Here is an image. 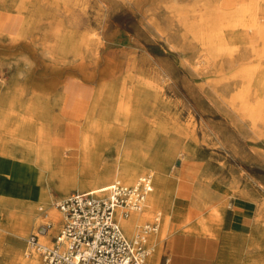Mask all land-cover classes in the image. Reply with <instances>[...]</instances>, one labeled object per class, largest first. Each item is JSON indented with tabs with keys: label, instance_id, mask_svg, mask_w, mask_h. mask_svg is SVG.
I'll return each instance as SVG.
<instances>
[{
	"label": "rangeland",
	"instance_id": "374dc122",
	"mask_svg": "<svg viewBox=\"0 0 264 264\" xmlns=\"http://www.w3.org/2000/svg\"><path fill=\"white\" fill-rule=\"evenodd\" d=\"M2 6L17 16L19 31L0 35V101L7 95L15 105L0 102V110H8L12 120V125L0 124L1 143L49 153V139L61 134V97L56 93L64 81L75 78L94 89L87 113L77 119L79 152L60 149L64 160L73 161L61 167L51 161L42 174L52 208L74 191H91L79 190L78 184L85 185L112 164L116 134L138 140L154 137L157 161L151 168L167 174L166 191L173 190L176 175L180 184L187 185V229L198 231V219H203L219 232L223 264H243L246 256L253 255L237 249L234 232L210 219V202L189 216L194 185L203 191L219 182L230 188L223 207L241 196L251 202L264 243V109L248 119L231 101L244 87L238 76L241 70L258 67L262 73L254 76L264 78V56L252 55V48L261 53L262 42H252L248 35L241 36L245 28L232 26L251 16L263 24L264 0H0ZM215 14L216 26L211 24ZM215 29L220 30L225 49L205 66L198 64L206 51L200 32ZM45 80L51 84V94H43ZM130 94L142 96L135 116L124 118ZM246 94L253 105L264 104V94L254 90ZM11 161L14 168L15 162L27 164L21 156ZM187 172L191 175L185 179ZM23 175L32 176L30 171ZM11 177L6 186L12 183L14 189L15 171ZM7 203L0 202V208L14 221L15 209ZM34 213L41 216L37 208ZM155 216L159 212L152 210L137 219L131 237ZM38 219L24 228L23 236L0 232V264H15L7 255L15 247L19 261L27 259L25 239L43 223ZM164 228L161 221L157 234L148 238V246L153 245L158 255L155 249L147 264L163 251L171 234ZM29 256L42 264L38 254Z\"/></svg>",
	"mask_w": 264,
	"mask_h": 264
},
{
	"label": "bare ground",
	"instance_id": "6f19581e",
	"mask_svg": "<svg viewBox=\"0 0 264 264\" xmlns=\"http://www.w3.org/2000/svg\"><path fill=\"white\" fill-rule=\"evenodd\" d=\"M3 9L7 8L5 6L0 7V10ZM218 17L219 16L215 14L212 22L210 21L211 24H214V26H216ZM258 20L260 19L255 16H251L246 22L238 20L237 22L233 23L232 26L245 28L241 36L248 35L252 42L256 40H260L262 42L261 53L256 52V50L252 48V55L260 57L264 56V23H259L260 21ZM191 26L192 23H189L188 27L190 28ZM200 33L204 35L203 37H201V42L203 43L206 51L205 54L200 56V61H198V64H202L203 66H205L209 62L210 58L219 55V53H221L225 49V47L222 44L220 30L215 29L211 32L201 31ZM257 69L258 67H251L243 69L239 72L238 76H240L244 87H242L243 89L239 94H235L231 98L232 103L237 102L239 104V111H241L248 119H254L264 109V104L255 103V105H253L247 100V98H249V94L246 93H249L252 90H254V94H264V78H256L254 76L255 74L262 73V71H259ZM141 96L142 94L128 95V99L125 103V110L126 113L128 112L127 115L129 117H127L125 113V115H123L125 116L124 118L135 116L137 111L135 112L134 107L139 103ZM0 102L4 106L15 108V105L7 95L3 96ZM254 115L255 117H253ZM11 121L12 120L9 117L8 110H0V124L12 125ZM113 140V152L115 154V159L113 160L112 164L105 165L99 172H96L95 176H93L92 179L88 180L85 185L79 183L78 189L105 190L111 185L112 181L115 178H119L122 181L117 179L114 180V182L119 181L123 184L129 185L132 184L133 180H136L139 175H150L153 179V189L152 192L147 196L146 208L141 212H132L128 215L127 218H122L120 220V226L125 236L130 238L135 232L136 227L138 226H134V223L137 219L139 220L141 216L149 213L152 210L161 212L162 201L167 195L166 187L168 184V180L165 176L148 171L146 167L143 166V163L147 159V156L149 155L151 149L156 144L154 137H148L143 140H138L136 138L133 139L128 134L118 133L115 135V138ZM6 145L7 144H3L0 142V152L8 157L3 158L2 156H0V202H8V205L11 204L12 207H9L15 209V219L14 221H12L13 217H10L9 213L5 214L2 222L0 223V232H8L15 236H23L24 228L26 226L28 227L31 224L37 223V219L41 218L43 223L49 222L53 226L52 229L48 232V235L41 238L42 240L47 242L49 240V236L54 234L55 230H57V228L59 227V224L61 223V214L57 209L51 207L49 186L42 183V174L45 170L49 169V163L51 161L58 167L65 165L67 161L60 157V148L57 147L52 146L51 151L49 153H46L43 150L25 151L21 148V146L18 145H15V147L13 148L7 147ZM76 152H79V146L76 148ZM14 156L15 158L17 156H21L22 159L25 160L24 162H26L27 164L23 165L21 162H15L14 168L13 162L11 161ZM72 161L73 159L68 163H71ZM14 171L15 190L13 189L12 183L9 184V186H6L9 182V179L12 178L11 175ZM25 171H30L32 176L29 179L24 178L23 174ZM199 174L200 172L197 173V178ZM198 185L199 184H196L197 189L199 188ZM63 189L64 187L61 188V190ZM8 205L5 204L4 207L8 208ZM42 205L48 208V213L45 212L43 215L40 214L41 216H37L34 213V209L37 208V210L41 211L45 210L43 209ZM168 206L170 205H167V207ZM44 216H46L45 219ZM154 218H157L159 227L161 223L159 217L155 216L153 217V219ZM167 225L168 222L164 223V229L166 231ZM259 249L260 251H262V246H259ZM8 250L9 251H7V255L15 260V264H39V261L35 256H29L32 253L28 254L26 252L27 254H25V258L27 259L19 261V257H21L19 255V249L15 247ZM154 252L155 248L152 249L150 255ZM155 259V257L151 259L152 264H155Z\"/></svg>",
	"mask_w": 264,
	"mask_h": 264
},
{
	"label": "crops",
	"instance_id": "0c3cea01",
	"mask_svg": "<svg viewBox=\"0 0 264 264\" xmlns=\"http://www.w3.org/2000/svg\"><path fill=\"white\" fill-rule=\"evenodd\" d=\"M0 21V35L8 36L18 33L19 19L12 12L0 10ZM50 85V82L44 81L43 94H51ZM56 94H59V97H61L59 116L63 120V123L61 125V134L52 137L50 144L60 149L77 148L81 131L77 119L88 111L94 94L93 86L91 83L76 80L75 78L66 79ZM47 98L50 97L45 95V99ZM0 156L6 155L0 152ZM60 157L62 159L67 158L62 155ZM156 161L157 159L152 149L145 160L146 169L165 176L169 181L165 172L157 167L151 168ZM189 175H191L190 172H187L184 178L188 179ZM176 178L173 190L171 192L167 191V195L162 201L161 212H159L158 216L160 222H168L167 227L171 231V234L167 238L158 259L156 256L157 260L155 259V264H223V244L219 232H215L214 228L203 219H198V231L187 229L186 208L189 192L185 182L180 184V179L177 175ZM196 187L194 185L192 191L191 213L189 217L196 210L205 207L210 202V219L222 222L226 229L234 232V242L237 245V249L253 252L252 256L248 255L245 260L243 259V264H264L263 237L256 230L255 215H253L255 213L251 202L241 196L232 199L231 203L223 207L222 203L225 199L230 198L228 195L230 188L228 186L213 181L203 191ZM164 203L166 204L165 210H163ZM167 205L170 206L167 207ZM5 210V208H0V223L5 214H7ZM38 212L43 215L45 210H38ZM160 215L162 218H160ZM259 246H262V251H260ZM150 248L152 251L154 246L151 245ZM156 251L158 255V250L156 249Z\"/></svg>",
	"mask_w": 264,
	"mask_h": 264
},
{
	"label": "built area",
	"instance_id": "2783aa9c",
	"mask_svg": "<svg viewBox=\"0 0 264 264\" xmlns=\"http://www.w3.org/2000/svg\"><path fill=\"white\" fill-rule=\"evenodd\" d=\"M152 189V177L143 175L129 185L115 181L105 190L74 191L55 204L61 214L56 235L42 240L53 226L40 224L25 239L27 253L38 254L42 264H147L148 238L158 231L157 218L131 238L120 220L143 211Z\"/></svg>",
	"mask_w": 264,
	"mask_h": 264
},
{
	"label": "water",
	"instance_id": "95a60500",
	"mask_svg": "<svg viewBox=\"0 0 264 264\" xmlns=\"http://www.w3.org/2000/svg\"><path fill=\"white\" fill-rule=\"evenodd\" d=\"M177 165H179V162L177 163Z\"/></svg>",
	"mask_w": 264,
	"mask_h": 264
}]
</instances>
